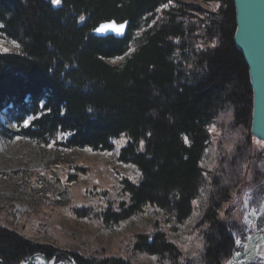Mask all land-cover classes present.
Returning a JSON list of instances; mask_svg holds the SVG:
<instances>
[{
	"label": "trees",
	"instance_id": "16d2710c",
	"mask_svg": "<svg viewBox=\"0 0 264 264\" xmlns=\"http://www.w3.org/2000/svg\"><path fill=\"white\" fill-rule=\"evenodd\" d=\"M171 1L123 62L107 61L125 54L132 31ZM111 19L129 20L124 37L94 34ZM0 22V33L20 46L18 52H0V110L6 108L20 125L18 134L40 141L59 135L67 147L95 151L111 150L114 139L126 137L118 159L133 164L140 178L121 180L129 202L121 201L118 211L101 210L106 224L123 221L144 205L183 223L199 193L209 123L225 114L232 118L231 131L240 133L248 125L230 155L218 161L199 221L205 224L200 257L181 260L179 249L157 227L150 235L136 233L132 248L166 257L167 264H222L231 257L234 240L219 211L250 160L253 107L248 67L233 41V0H219L211 11L185 0H0ZM35 252L48 260L70 257L75 264H134L131 255L72 252L56 259L52 247L0 227L4 264H23Z\"/></svg>",
	"mask_w": 264,
	"mask_h": 264
},
{
	"label": "rangeland",
	"instance_id": "374dc122",
	"mask_svg": "<svg viewBox=\"0 0 264 264\" xmlns=\"http://www.w3.org/2000/svg\"><path fill=\"white\" fill-rule=\"evenodd\" d=\"M185 1L208 11L216 9L219 4V0ZM173 4V1L167 2L143 19L140 26L132 31L126 53L107 61L113 64L123 62L142 31L160 19L163 11ZM19 50L16 41L0 33V52ZM28 122L29 119L24 124ZM231 126L232 118L225 114L217 115L208 125L210 135L200 161L203 172L199 193L191 202V215L183 223L176 224L161 209L144 205L141 212L129 218L106 224L101 219V210L110 207L118 211L121 201L129 202V195L122 190L121 180L136 183L140 178V172L133 164L118 159L126 137L114 139L113 148L108 151L67 147L60 143L59 135L40 141L18 134L20 125L8 116L6 108H2L0 227L17 232L39 246L52 247L56 259L57 256L66 258L76 252L101 257L128 258L131 255L130 260L134 264H167L166 257L132 250L134 235H150L155 227L167 233L169 240L179 249L181 260L193 255L200 257L205 245V224L199 221L210 202L213 191L211 181L217 175L218 161L222 154L224 157L230 155L244 130L248 129L245 125L239 133L231 131ZM251 145L249 163L242 167L237 176L239 179H235V187L230 192L228 190L219 211L234 240L233 255L243 250L251 234L264 229V142L252 137ZM248 210L257 212L255 220L251 221ZM68 259L48 261L58 263ZM228 259L222 264H226ZM29 263L43 264L37 258ZM249 264H264V256Z\"/></svg>",
	"mask_w": 264,
	"mask_h": 264
},
{
	"label": "water",
	"instance_id": "95a60500",
	"mask_svg": "<svg viewBox=\"0 0 264 264\" xmlns=\"http://www.w3.org/2000/svg\"><path fill=\"white\" fill-rule=\"evenodd\" d=\"M233 2L236 21L233 41L248 67L253 96L250 134L264 142V0H233ZM103 25H109V27L103 31H97ZM121 25H123L122 29ZM125 31L126 22L116 23L114 19L100 23L95 29L98 36L113 34L115 37H122ZM33 256L39 258L43 264H53L48 262L42 253H35ZM30 259L25 264H28ZM58 264L75 263L73 259H70Z\"/></svg>",
	"mask_w": 264,
	"mask_h": 264
},
{
	"label": "bare ground",
	"instance_id": "6f19581e",
	"mask_svg": "<svg viewBox=\"0 0 264 264\" xmlns=\"http://www.w3.org/2000/svg\"><path fill=\"white\" fill-rule=\"evenodd\" d=\"M109 21H111V20H107V21H104V22H109ZM125 22H126L125 34H126L127 29H128L129 20H125V21H122V22H117L116 21V23H125ZM101 23H103V22H101ZM95 29H94V34L96 35ZM125 34L122 37H124ZM108 35H112L113 36V34H107V35H104V36H108ZM122 37H116V38H122ZM247 212H248V215H250V217H251V221L255 220V218H257V212H255L253 210L252 211L248 210ZM260 212H262V209L260 210ZM33 255H31L23 264H25L30 258H31L30 261L33 260L34 258H37V257H34ZM263 256H264V229H261V230H258L256 232H254L253 234H251L249 236L248 240L246 241V243L244 244L243 250L241 252H238V253L234 254L230 259H228L226 264H249L251 262H254L257 257H263ZM37 259H39V258H37ZM70 259H72V258L69 257L68 260H70ZM47 261H48V259H47ZM73 262H74V260H73ZM58 263H53V264H58ZM28 264H29V262H28Z\"/></svg>",
	"mask_w": 264,
	"mask_h": 264
},
{
	"label": "snow or ice",
	"instance_id": "6c2138e0",
	"mask_svg": "<svg viewBox=\"0 0 264 264\" xmlns=\"http://www.w3.org/2000/svg\"><path fill=\"white\" fill-rule=\"evenodd\" d=\"M52 2L53 3H55V4H59L60 3V0H52ZM107 27H109V25H103V26H101V28L100 29H97V31H103L105 28H107ZM114 27V26H113ZM121 27V29L123 28V25H121L120 26Z\"/></svg>",
	"mask_w": 264,
	"mask_h": 264
}]
</instances>
